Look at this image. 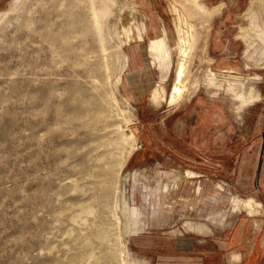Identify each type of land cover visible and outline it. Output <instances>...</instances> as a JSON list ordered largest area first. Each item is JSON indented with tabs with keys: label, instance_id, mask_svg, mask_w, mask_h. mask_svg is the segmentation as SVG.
Instances as JSON below:
<instances>
[{
	"label": "rangeland",
	"instance_id": "rangeland-1",
	"mask_svg": "<svg viewBox=\"0 0 264 264\" xmlns=\"http://www.w3.org/2000/svg\"><path fill=\"white\" fill-rule=\"evenodd\" d=\"M0 264H264V0H0Z\"/></svg>",
	"mask_w": 264,
	"mask_h": 264
},
{
	"label": "bare ground",
	"instance_id": "bare-ground-1",
	"mask_svg": "<svg viewBox=\"0 0 264 264\" xmlns=\"http://www.w3.org/2000/svg\"><path fill=\"white\" fill-rule=\"evenodd\" d=\"M156 48H159V46H156ZM182 75H183V63H180V65H179V67H178V69L176 71V74H175V84H174V86L171 89V92L169 94L168 102L175 101L181 95V91H182V87H183L182 86ZM153 93L154 94L158 93V90H155V92H153ZM258 100H259V98L254 96V95H250V96H247V97L246 96L245 97L244 96H240L239 97V101H240L241 105L252 104V103H254V102L258 101ZM171 178H173L174 182H178V181L181 180L182 174L181 173H177V174L173 175ZM170 194L171 193L169 192L168 195L171 196ZM233 203L238 208L246 209L248 213H252V212H255V213H258V214L262 213V208H261L262 205L257 203L253 199H249V200H246V201H243V202H239L237 200H234Z\"/></svg>",
	"mask_w": 264,
	"mask_h": 264
},
{
	"label": "flooded vegetation",
	"instance_id": "flooded-vegetation-1",
	"mask_svg": "<svg viewBox=\"0 0 264 264\" xmlns=\"http://www.w3.org/2000/svg\"><path fill=\"white\" fill-rule=\"evenodd\" d=\"M239 66H240V62L230 60V59L218 60L215 63V68L221 69V70L225 68H233L235 69V74H238V75L244 73V70L240 69Z\"/></svg>",
	"mask_w": 264,
	"mask_h": 264
},
{
	"label": "water",
	"instance_id": "water-1",
	"mask_svg": "<svg viewBox=\"0 0 264 264\" xmlns=\"http://www.w3.org/2000/svg\"><path fill=\"white\" fill-rule=\"evenodd\" d=\"M222 70L231 73L230 74L231 78L240 79V80L244 78L243 75L234 74L235 70L233 68H225V69H222Z\"/></svg>",
	"mask_w": 264,
	"mask_h": 264
},
{
	"label": "crops",
	"instance_id": "crops-1",
	"mask_svg": "<svg viewBox=\"0 0 264 264\" xmlns=\"http://www.w3.org/2000/svg\"><path fill=\"white\" fill-rule=\"evenodd\" d=\"M258 221V220H257ZM259 221L258 222H256V220H253V224L256 226V227H258L259 226Z\"/></svg>",
	"mask_w": 264,
	"mask_h": 264
}]
</instances>
